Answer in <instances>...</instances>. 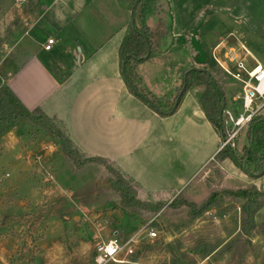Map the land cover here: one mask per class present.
I'll list each match as a JSON object with an SVG mask.
<instances>
[{
    "label": "rangeland",
    "instance_id": "374dc122",
    "mask_svg": "<svg viewBox=\"0 0 264 264\" xmlns=\"http://www.w3.org/2000/svg\"><path fill=\"white\" fill-rule=\"evenodd\" d=\"M124 25H127V34L144 25L153 35L154 51L137 66L135 72L139 79L132 77V84L158 100L163 110L167 111L173 103L175 90L181 87L186 70L205 69L224 96L225 110L233 119L243 114L241 85L216 65L212 50L217 45H220L219 51L224 46H234L236 40L241 41L264 69V0H144L133 11L131 2L115 0V22L110 27L111 36L115 33V43ZM86 26L91 28L80 27L83 37L92 45L100 46L105 30L96 29L91 21ZM75 52L80 58V50ZM117 52L115 110L105 98L99 99L94 111H88L92 107L88 104L84 117L74 118L73 136L82 143L86 157L108 160L127 180L130 178L145 188L140 198L139 191L136 192L138 200L152 202L141 201L145 207L129 212L139 225L151 226L157 238H142L139 254L126 259H139L141 264H195L207 251L223 243L224 218L230 215L234 225L236 206L240 213L241 204L230 198L216 199L207 211L209 214L192 219L191 211L181 202L186 200L200 206L215 193L239 189L250 178L229 159L219 163L212 158L176 193L209 155L206 140L177 138L173 134L186 133L177 119L180 116H167L165 120L159 115L154 118L142 110L138 99H124L121 85L129 90L117 69ZM60 54L58 59L62 65L70 66L73 62L78 65L77 58L72 61V54ZM248 64L253 65V61ZM50 65L60 73H67L59 66ZM103 70L105 74L109 71ZM205 93L204 86L195 85L188 96L198 103ZM254 103L260 104L261 100ZM260 115L264 116V106ZM11 132L20 143L0 149V220L3 215L10 221L15 219L12 223L19 232L18 239L26 236L28 243H35L37 236L49 230V235L54 233L47 238L48 242L59 235V241L67 244L97 243L112 240L115 228L117 231L123 228L125 233L133 230V217L119 207L118 196L108 182L109 174L102 166L93 164L77 169L53 138L30 125L22 124ZM159 133L169 137L159 142V138L148 140L149 136ZM235 143V153L240 155L246 145V128L239 132ZM256 185L264 187V179L256 181ZM116 208L121 214L117 215ZM199 229L207 236L199 239L195 235ZM233 241L239 257L245 250L246 240L238 235ZM227 244L211 261L240 264L239 260L235 262L229 257L223 260Z\"/></svg>",
    "mask_w": 264,
    "mask_h": 264
},
{
    "label": "crops",
    "instance_id": "0c3cea01",
    "mask_svg": "<svg viewBox=\"0 0 264 264\" xmlns=\"http://www.w3.org/2000/svg\"><path fill=\"white\" fill-rule=\"evenodd\" d=\"M120 1L129 3L128 0ZM90 21L93 23V27L96 28L97 26L96 29L105 30V38L100 46L92 45L90 40L84 38L85 35L81 33L80 27L83 29L91 28L86 26L90 24ZM114 22L115 0H0L1 84L5 85L27 110L39 108L46 116L54 119L70 141L83 154L85 152L83 145L79 139L73 136L71 130L74 127V118H83L89 107L88 104L92 105L88 111H94V106L101 98H105L108 106L115 110V51H118L121 41L127 34V25L122 27L121 37L115 43V33L112 36L110 33V27L114 25ZM50 38L54 40V44L49 51H45L44 45ZM105 39L106 41H104ZM77 49L81 52L80 58L75 52ZM60 52L72 54V61L77 58L78 65L75 66V62L70 66L62 65L59 60ZM108 58L110 61H106ZM50 64L59 66L62 71L67 70V73L62 72L64 73L62 74L58 70H54ZM104 68H108V73L105 74ZM117 69L120 71L119 60ZM104 75L109 77L105 78ZM121 87L123 88L124 99H136L124 85ZM188 93L189 91L183 97L176 112L172 114L181 117L177 119H179L181 126L183 125L186 129V133L173 135L181 139H191V137L198 140L205 139L209 157L207 156L188 183L176 193L185 188L201 169L216 156L221 144L219 134L206 120L199 103L195 98L188 96ZM139 103L142 110H146L152 117L158 116L146 105L140 101ZM93 113L91 114L93 115ZM160 118L167 119L165 117ZM167 136L169 137L168 134H154L149 136L148 140L159 138V142L160 139H165ZM17 143H20V139L15 138L14 132H10L1 138L0 149L5 145ZM262 179L264 176L256 179L250 178V181L243 183L242 187L239 188L254 186L258 190H264V187L256 185V181ZM138 186V198H140L144 196L145 188L141 184ZM141 201L152 203L147 200ZM236 207L234 225L229 220L230 215H226L224 218L226 226L224 232H221L223 243L219 247L207 251L203 258L195 264H220V260L212 262L211 258L220 248L233 241L236 236L241 237L239 207ZM117 209L119 208H116L115 211L119 212L120 210ZM126 212L133 217L135 226L132 231L127 233L123 231V228L119 231L115 228L112 237L118 241H126L143 226L139 225L131 212L127 210ZM119 214L121 213L119 212L117 215ZM14 220L10 221L7 218L3 224H0V264H87L93 257L95 245L111 240L97 243L79 241L77 244H67L59 241V235H57L48 242L47 238H50L54 232L49 235V230H47V232L37 236V242L28 243L26 236L18 239L17 233L19 232L12 223ZM255 224V231L249 238L241 237V239L246 240L244 242L246 246L245 250L239 253V257L236 255L235 246H233L223 253V260L229 257V260L232 259L235 262L239 260L240 264L264 263H261L264 260V231L262 229L264 207L256 214ZM195 233L199 239H202L201 236H207L201 229ZM182 236L185 235L182 234ZM168 241L170 240L168 239ZM115 264L141 263L137 259Z\"/></svg>",
    "mask_w": 264,
    "mask_h": 264
},
{
    "label": "trees",
    "instance_id": "16d2710c",
    "mask_svg": "<svg viewBox=\"0 0 264 264\" xmlns=\"http://www.w3.org/2000/svg\"><path fill=\"white\" fill-rule=\"evenodd\" d=\"M128 1L131 2V9L133 11L144 0ZM153 50V35L146 26H141L139 29H131L120 44L118 49L119 69L121 77L131 95L157 115L167 117L176 112L183 97L193 86H204L206 93L198 103L206 120L222 140L225 137L223 116V111L225 110L224 96L219 87L213 83V79L207 70L191 69L183 73L181 87L176 88V97L173 99V103L169 109L167 108V111L163 110L158 104V100L150 94L138 90L132 84V77L139 79L135 72L137 66L143 63ZM131 71H133V75L130 74ZM22 124L39 129L53 138L62 154L77 169L88 164L102 166L109 174L108 182L110 188L117 194L121 209L135 211L136 209L145 207V204L137 199L136 192L139 191L138 184L130 179L127 180L108 160L83 155L54 119L46 116L39 108L31 111L27 110L0 81V140ZM214 159L219 163L229 159L250 178L256 179L264 176V117L259 114L254 116L248 123L246 127V145L242 148L240 155H237L234 149L224 147L220 149ZM224 198L237 200L241 204L239 213L241 237L249 238L256 228L255 216L264 207V190H258L254 186L239 189H225L221 193H215L210 196L200 206L193 202L188 203L186 200H183L181 204L191 211V218L196 219L212 208L215 203L214 200L219 199L222 201ZM1 218L0 224H3L7 220V216L3 215ZM262 229L264 231V224ZM234 243L233 241L227 244L226 249L228 250L230 247L235 246Z\"/></svg>",
    "mask_w": 264,
    "mask_h": 264
},
{
    "label": "built area",
    "instance_id": "2783aa9c",
    "mask_svg": "<svg viewBox=\"0 0 264 264\" xmlns=\"http://www.w3.org/2000/svg\"><path fill=\"white\" fill-rule=\"evenodd\" d=\"M236 41L234 46H224L218 51L220 45H217L212 50L213 61L230 79L241 85L243 92V114L233 119L227 110L223 111L225 137L221 141L220 149L224 147L234 149L239 132L247 127L254 116L260 114L264 106V69L255 60L248 47L241 41ZM53 44L54 40L48 39L44 50L49 51ZM248 61H253V65L249 66ZM258 99L261 103L255 105L254 102ZM142 238L155 240L157 233L151 226L145 224L126 241H118L114 238L97 244L88 264L126 263V258L138 253Z\"/></svg>",
    "mask_w": 264,
    "mask_h": 264
},
{
    "label": "water",
    "instance_id": "95a60500",
    "mask_svg": "<svg viewBox=\"0 0 264 264\" xmlns=\"http://www.w3.org/2000/svg\"><path fill=\"white\" fill-rule=\"evenodd\" d=\"M147 58H148V57H147ZM147 58H146V59H147Z\"/></svg>",
    "mask_w": 264,
    "mask_h": 264
}]
</instances>
